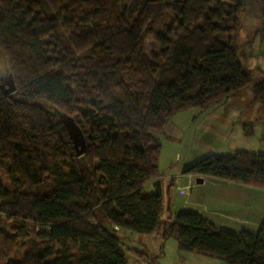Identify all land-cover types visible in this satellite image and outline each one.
Instances as JSON below:
<instances>
[{
    "label": "trees",
    "instance_id": "16d2710c",
    "mask_svg": "<svg viewBox=\"0 0 264 264\" xmlns=\"http://www.w3.org/2000/svg\"><path fill=\"white\" fill-rule=\"evenodd\" d=\"M243 8V0H0V83L10 74L15 85L9 95L0 88V215L12 222L10 233L0 229V264H128L116 229L161 227L181 251L264 264V221L254 233L216 228L194 210L161 221L164 195L143 191L160 175V137L175 114L246 90L264 105V79L253 81L232 42ZM64 117L84 134L78 157ZM181 173L264 188V154H208Z\"/></svg>",
    "mask_w": 264,
    "mask_h": 264
},
{
    "label": "rangeland",
    "instance_id": "374dc122",
    "mask_svg": "<svg viewBox=\"0 0 264 264\" xmlns=\"http://www.w3.org/2000/svg\"><path fill=\"white\" fill-rule=\"evenodd\" d=\"M243 2L244 8L239 15V25L232 34V42L237 48L244 69L253 81H258L264 79V40H262L264 0H243ZM156 47L157 42L153 38H145L144 51L148 56H152ZM7 76L8 74H3L1 77L0 84L5 87ZM160 143L158 170L159 176H163L165 181H169L175 174H177L176 176L182 174L184 166L200 160L208 154L230 155L235 149L264 154V105L252 101L250 90H246L231 95L223 102L202 111L192 108L179 112L168 121L164 134L160 137ZM159 176L154 178L152 183L159 179ZM175 178L172 180L174 188ZM193 180L196 183L195 178ZM0 181L7 183V177L1 169ZM175 190L179 191L176 188ZM143 191L152 192L150 184L144 186ZM181 191L185 194L187 188ZM163 203L161 221L167 217L165 197H163ZM174 203L172 198L173 207L171 209L174 212L190 210L186 206L177 208ZM105 226L108 227V224L105 223ZM11 227L12 222L0 215V229L10 233ZM163 229L161 227V231ZM115 233L121 238L125 248L137 247L142 242L148 246V254L153 255L159 252L156 244L162 241L161 235H142L122 229H116ZM172 241L174 238L168 237L166 244H170ZM28 243L29 240L21 241L17 247L19 255L22 253L19 251H23ZM203 258L204 261L207 259ZM209 261L211 260L209 259ZM179 264H199V262L187 261L179 262Z\"/></svg>",
    "mask_w": 264,
    "mask_h": 264
},
{
    "label": "crops",
    "instance_id": "0c3cea01",
    "mask_svg": "<svg viewBox=\"0 0 264 264\" xmlns=\"http://www.w3.org/2000/svg\"><path fill=\"white\" fill-rule=\"evenodd\" d=\"M177 157L178 154L176 155ZM188 165L190 164L186 166ZM176 175L174 177H180L183 186H189V191L187 189V193L183 195L177 192L173 185L169 186V181L174 178L173 176H171L169 181H165L163 176H159L161 194L166 198L167 217L169 214L175 213L171 209L173 207V198L174 205L177 208L189 207L190 210L198 212L206 221L222 230L234 233L241 231L254 233L258 230L262 221H264V188L213 179L206 176H199L203 178V181L199 183L197 182L198 176L196 175ZM193 178H195L196 183ZM148 184H150V189L154 192L152 181ZM150 235L162 236V241L156 244L159 252L157 251L158 253L153 255L148 254V246L142 242L137 247H123L128 264H145L138 257L134 256L131 251L148 255L152 258L154 264H179V262L185 263L187 261L199 262V264H224L212 258L179 250L174 236H169L173 237L174 241L166 244L168 237H163V230L161 231V229ZM203 257L207 259L204 261Z\"/></svg>",
    "mask_w": 264,
    "mask_h": 264
},
{
    "label": "water",
    "instance_id": "95a60500",
    "mask_svg": "<svg viewBox=\"0 0 264 264\" xmlns=\"http://www.w3.org/2000/svg\"><path fill=\"white\" fill-rule=\"evenodd\" d=\"M0 88L4 95H9L15 91L14 81L10 74L6 79V87L3 84H0ZM62 122L68 131V135L72 142L75 155L77 157L82 155L85 152V137L82 130L71 117H64ZM201 181L202 178L198 177L197 182L200 183ZM152 185L154 186V194L160 196L161 190L159 187V179L155 180Z\"/></svg>",
    "mask_w": 264,
    "mask_h": 264
},
{
    "label": "built area",
    "instance_id": "2783aa9c",
    "mask_svg": "<svg viewBox=\"0 0 264 264\" xmlns=\"http://www.w3.org/2000/svg\"><path fill=\"white\" fill-rule=\"evenodd\" d=\"M175 188L177 189V190H179L178 192L179 193H182V191L181 190H183V189H188V185L187 186H183L182 184H181V181H180V178L179 177H176L175 178ZM185 193V192H184ZM183 194V193H182Z\"/></svg>",
    "mask_w": 264,
    "mask_h": 264
}]
</instances>
